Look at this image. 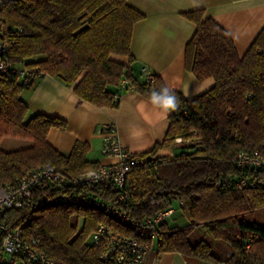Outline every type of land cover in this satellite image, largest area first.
Returning a JSON list of instances; mask_svg holds the SVG:
<instances>
[{
	"label": "trees",
	"instance_id": "obj_1",
	"mask_svg": "<svg viewBox=\"0 0 264 264\" xmlns=\"http://www.w3.org/2000/svg\"><path fill=\"white\" fill-rule=\"evenodd\" d=\"M182 15L196 26L184 48L185 69L198 80L213 78L214 85L192 98L171 90L178 107L168 116L165 137L150 150L135 153L146 159V165L132 171L129 198L118 205L133 220L175 208L159 228L154 243L158 254L177 252L211 264H264V225L244 218L264 209V165H237L240 152L264 158V28L240 56L230 34L212 17H205L203 9ZM143 17L128 0H4L0 4L11 61L39 67L97 107H117L125 89L152 100L153 92L166 87L158 75L139 80L131 73L133 28ZM120 56L128 63L120 62ZM38 80L25 84L16 72L1 79L0 140L23 138L31 145L0 148V184L13 183L45 164L66 171L67 179L100 166L87 159V143L76 142L68 153L48 143L49 130L63 128L66 122L28 115L20 96ZM178 137L180 143L175 141ZM162 149L171 150V155H159ZM241 180L245 184L238 186ZM64 184L65 190L72 186ZM60 192L64 190L54 183H43L28 204L8 209L4 218L18 222L30 213L23 234L39 239L40 249L55 264H114L104 261L102 246L91 241L96 227L105 223L118 232L135 233L94 206L55 199ZM84 192L115 201L107 183ZM46 197L53 200L38 206ZM179 215L182 224L176 222ZM199 230L205 238L193 243L191 237ZM213 242L223 244L229 254L219 256Z\"/></svg>",
	"mask_w": 264,
	"mask_h": 264
},
{
	"label": "crops",
	"instance_id": "obj_2",
	"mask_svg": "<svg viewBox=\"0 0 264 264\" xmlns=\"http://www.w3.org/2000/svg\"><path fill=\"white\" fill-rule=\"evenodd\" d=\"M131 7L143 14L133 28L130 63L132 76L143 80L148 74L158 75L166 88L180 91L192 98L214 85L213 78L198 80L184 65V48L196 26L182 13L203 9L232 37L237 52L244 55L253 40L264 28V0H128ZM117 59L127 64V57ZM28 115L43 114L66 122L63 128H52L47 141L57 150L68 153L76 142L89 145L87 159L106 164L113 161L101 152L100 125L115 124L121 143L133 153L150 150L161 142L168 129V116L156 104L132 89L122 90L115 108L97 107L80 99L59 79L45 75L31 89L21 93ZM171 150L162 149L159 155ZM226 255L229 254V250ZM145 264H211L186 259L177 252L158 254L154 249Z\"/></svg>",
	"mask_w": 264,
	"mask_h": 264
},
{
	"label": "built area",
	"instance_id": "obj_3",
	"mask_svg": "<svg viewBox=\"0 0 264 264\" xmlns=\"http://www.w3.org/2000/svg\"><path fill=\"white\" fill-rule=\"evenodd\" d=\"M2 1L4 0H0V4ZM8 48L6 29L0 18V82L14 72L25 84L36 81L44 75L39 67L29 68L23 63L15 66L7 56ZM148 78L152 80V74H148ZM123 84L127 82L124 81ZM2 96L0 87V99ZM98 131L102 140L101 152L104 156L112 158V162L100 164L98 168L84 171L71 179L65 176L66 171H58L54 166L45 164L29 171L13 183L0 184V264H55L40 249L39 239L25 237L23 234V226L30 218V213L24 220L18 222L16 220L10 222L4 218L8 209L19 210L28 204L32 200L33 192L41 188L43 183H54L56 187L64 190L59 195H55V199L94 206L135 233L124 234L108 224L100 223L94 230L91 241L95 245L102 246L100 257L104 261L114 264H145L161 224L173 216L175 208L170 206L143 220L128 218L118 202L129 198L128 178L134 169L146 165V159L136 156L121 143L114 123H104L99 126ZM175 141L180 143L182 138L178 137ZM237 165L259 167L264 165V158L257 154L240 152ZM64 182H70V186L73 187L65 190ZM102 183H107L114 190L115 201L96 199L84 192V189L89 190ZM244 184L245 182L241 180L238 186ZM76 188H79V191ZM51 200L53 199L50 197L42 198L37 205L42 206Z\"/></svg>",
	"mask_w": 264,
	"mask_h": 264
},
{
	"label": "rangeland",
	"instance_id": "obj_4",
	"mask_svg": "<svg viewBox=\"0 0 264 264\" xmlns=\"http://www.w3.org/2000/svg\"><path fill=\"white\" fill-rule=\"evenodd\" d=\"M19 63H16L15 65H19ZM45 76V75H43ZM27 90H24L22 92L25 93ZM22 98V95L20 96ZM31 145V141L30 140H26L23 138H16V137H6V138H2L0 140V148L3 150H15V149H19V148H24ZM171 155V153L169 154ZM244 218L246 220H249L250 218H252L254 221H256L258 224L260 225H264V209H260V210H256L252 213L251 217L248 214L244 215ZM174 222V221H173ZM176 222L178 224H182L184 223V218L179 215L178 218L176 219ZM205 236L203 235V231L199 230L197 232H195L192 237L191 240L193 243L199 241L200 239H204ZM156 242V240H154V243ZM225 246L221 243H217V242H213V249L214 252L217 253L219 256H224L226 255L227 251L225 250Z\"/></svg>",
	"mask_w": 264,
	"mask_h": 264
},
{
	"label": "clouds",
	"instance_id": "obj_5",
	"mask_svg": "<svg viewBox=\"0 0 264 264\" xmlns=\"http://www.w3.org/2000/svg\"><path fill=\"white\" fill-rule=\"evenodd\" d=\"M152 102L158 105L165 114L178 107V100L175 94L168 88H162L159 92L152 93Z\"/></svg>",
	"mask_w": 264,
	"mask_h": 264
}]
</instances>
